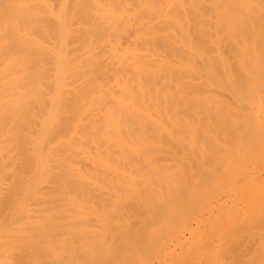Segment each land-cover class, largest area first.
<instances>
[{
	"label": "bare ground",
	"instance_id": "1",
	"mask_svg": "<svg viewBox=\"0 0 264 264\" xmlns=\"http://www.w3.org/2000/svg\"><path fill=\"white\" fill-rule=\"evenodd\" d=\"M27 252L264 264V0H0V264Z\"/></svg>",
	"mask_w": 264,
	"mask_h": 264
},
{
	"label": "rangeland",
	"instance_id": "2",
	"mask_svg": "<svg viewBox=\"0 0 264 264\" xmlns=\"http://www.w3.org/2000/svg\"><path fill=\"white\" fill-rule=\"evenodd\" d=\"M45 249H46V248H45ZM45 249L43 250L44 253H46V252L48 251V249H47V251H46ZM18 250L20 251L21 249H18ZM18 250H17V251H18ZM17 251H15V252H17ZM19 251H18L17 253H19ZM30 251H32V250H30ZM45 251H46V252H45ZM15 252H14V254H15ZM20 252H23V251L21 250ZM32 252H34L35 254L32 253ZM32 252H31V254H33V255H32L33 257H34V256H37V255H36V254H37L36 251H32ZM17 253H16L15 255H17ZM23 253H24V252H23ZM28 253H29V252H27V254L25 253L26 256H28V255L30 254V253H29V254H28ZM46 254H48V252H47ZM18 255H21V253H19ZM48 255H49V254H48ZM12 256H13V255H12ZM45 256H46V255H45ZM10 257H11V256H10ZM10 257H8V259H9ZM22 257H23V262L26 263V260H27V263H29L28 259H30V257H31L30 255L27 257V259L24 257V255H23ZM11 258H12V257H11ZM11 258H10V260H11ZM15 258H17V261H19V259H20L19 256H18V257H17V256H14V257H13V260H16ZM48 259H49V258H48ZM48 259H46L45 261H47ZM10 260H9V261H10ZM13 260H11V262H12ZM24 260H25V261H24ZM49 261H50V259H49ZM11 262H10V263L7 262V264H8V263L11 264ZM13 262H15V261H13ZM17 263H18V262H16V264H17ZM21 263H22V260H21ZM25 263H24V264H25ZM27 263H26V264H27ZM32 263H33V262H30L29 264H32ZM13 264H15V263H13ZM19 264H20V261H19ZM33 264H34V263H33ZM35 264H36V263H35ZM43 264H44V263H43Z\"/></svg>",
	"mask_w": 264,
	"mask_h": 264
}]
</instances>
